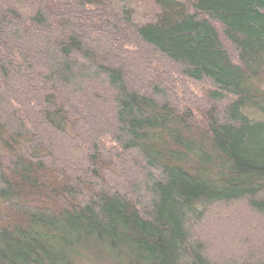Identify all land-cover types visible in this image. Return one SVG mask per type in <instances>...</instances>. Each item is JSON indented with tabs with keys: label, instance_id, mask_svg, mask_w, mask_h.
Instances as JSON below:
<instances>
[{
	"label": "trees",
	"instance_id": "16d2710c",
	"mask_svg": "<svg viewBox=\"0 0 264 264\" xmlns=\"http://www.w3.org/2000/svg\"><path fill=\"white\" fill-rule=\"evenodd\" d=\"M0 264H264V0H0Z\"/></svg>",
	"mask_w": 264,
	"mask_h": 264
}]
</instances>
